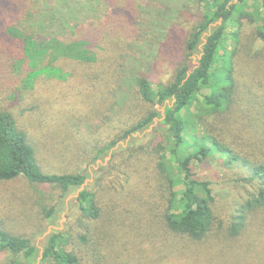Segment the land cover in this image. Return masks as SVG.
Wrapping results in <instances>:
<instances>
[{"label": "trees", "instance_id": "1", "mask_svg": "<svg viewBox=\"0 0 264 264\" xmlns=\"http://www.w3.org/2000/svg\"><path fill=\"white\" fill-rule=\"evenodd\" d=\"M102 2L105 20L59 39L35 38L14 25L33 9V1L0 0V181L24 176L31 183L57 187L55 202L42 207L49 225L65 198L80 190L70 216L73 227L51 229L41 249L30 238L0 227V251L10 254L8 264H263L264 256L250 254L245 246H264V14L256 8L262 2L264 12V0L183 4L154 57L158 64L169 58V79L152 86L147 72L131 76L120 112L141 110L94 150L91 162L111 150V155L124 151V156L114 168L99 165L92 171L93 183L82 187L86 172L42 169L11 102L30 93L41 110L66 82L67 103L100 106L107 78L115 73L117 58L126 55L125 39L136 21V0ZM248 2L250 13L245 11ZM242 20L255 23L245 37ZM254 40L263 47L250 49ZM240 70L252 73L241 76ZM126 117L125 123L131 119ZM236 131L246 137L240 146L227 136ZM135 133L151 139L141 144ZM119 141L125 147L115 149ZM216 156L228 168L241 166L246 173L242 180L252 188L225 223L214 213L218 196L210 183L196 179L191 170L193 163ZM174 172L181 177L180 192L173 190ZM103 182L105 192L117 195L107 207L91 188ZM201 255L213 261L205 263Z\"/></svg>", "mask_w": 264, "mask_h": 264}, {"label": "rangeland", "instance_id": "2", "mask_svg": "<svg viewBox=\"0 0 264 264\" xmlns=\"http://www.w3.org/2000/svg\"><path fill=\"white\" fill-rule=\"evenodd\" d=\"M29 1H33V9L28 10L26 15L21 16L14 25L35 38L43 34V36L63 39L64 36L76 31L79 26H85L95 20H105L104 14L107 11V6L102 0ZM189 2L190 0H136V21L131 26L132 33L125 39L126 55L117 58L116 71L107 78L106 97L102 99L100 106L88 104L84 108H80V103L74 105L67 103L69 86L66 82L59 84L63 90L56 92V98L50 97L45 102L46 107L40 108L41 110L35 108L36 102L33 94L22 93L16 96L17 98L11 102L12 113L15 115L18 127L30 136L36 149L38 162L44 171L86 172L89 177L82 186L86 187L93 183L92 171L96 170L99 165L107 167L108 170L121 162L124 151L111 155V150L94 162H91V158L95 149H99L104 142L114 137V134H118L141 110L137 107V109L131 108L132 111L129 112H120L126 94L130 93L131 76L147 72L150 74L152 86L159 81L169 79L171 70L169 58L162 59V62L158 64L159 60H154V57L157 53L158 42L165 34V28L177 16L183 4H190ZM256 6L258 11L264 14L262 2ZM34 10L37 11V15ZM245 11L247 13L252 11L250 2L245 7ZM39 18L44 22L42 26H40ZM258 20L259 17L255 16V23H258ZM48 23L51 25L47 27ZM255 23L242 20L240 28L242 36L245 37L251 27L255 26ZM235 30L236 27L230 28V31ZM226 44L229 50L231 40L227 38ZM248 47L253 50L261 49L263 43L254 40ZM192 62H195V57ZM245 72L249 71L245 70ZM245 72L240 70L239 75H246ZM249 73L251 74L252 71ZM2 96L0 91V99ZM156 107L162 113L163 108ZM45 110L46 112H44ZM126 113L131 119L125 123ZM105 128L107 131L99 134ZM150 131L151 127L147 132ZM236 134L227 135L233 144L240 146L246 142V137L238 134V131ZM138 135L141 144L147 143L148 139H151L150 134H134V136ZM83 136L86 137V140L83 139ZM118 145L125 147V142L119 141L115 149ZM191 167L194 177L201 181H208L218 196L214 213L223 222L226 220L227 214H231L235 207L244 202L252 189L250 184L242 180L246 173L241 166L228 168L218 156L195 162ZM174 181L173 190L180 192L183 186L181 177L176 172H174ZM91 188L98 193L97 198L103 207L111 206L116 201L117 195L105 192L104 182L97 187L93 185ZM78 191L80 190H76L65 198L57 219L49 225L43 216L42 207H48L55 202L59 195L57 187L34 184L24 176L10 181H0V227L11 234L30 238L41 249L48 230H62L66 225L73 227L70 216L72 217L75 213V207L72 206L76 202ZM41 231L42 234H39ZM245 250H248L250 254L255 252L254 256H264V246L262 245H256L253 249L245 246ZM207 258L206 256L202 260L204 259L205 263L207 260L213 261L210 259L211 257ZM9 259L8 252L0 251V264H8ZM252 259L250 258L251 261Z\"/></svg>", "mask_w": 264, "mask_h": 264}, {"label": "water", "instance_id": "3", "mask_svg": "<svg viewBox=\"0 0 264 264\" xmlns=\"http://www.w3.org/2000/svg\"><path fill=\"white\" fill-rule=\"evenodd\" d=\"M162 112H163V111H162ZM84 184H85V182L83 183V185H84ZM83 185H82V186H83ZM81 189H82V188H81ZM49 232H50V230L47 231V233H49Z\"/></svg>", "mask_w": 264, "mask_h": 264}]
</instances>
